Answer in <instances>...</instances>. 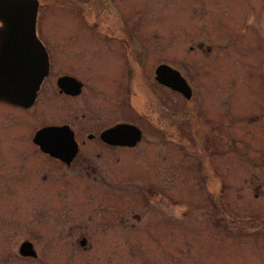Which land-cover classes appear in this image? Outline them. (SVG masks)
I'll return each mask as SVG.
<instances>
[{"label": "rangeland", "instance_id": "obj_1", "mask_svg": "<svg viewBox=\"0 0 264 264\" xmlns=\"http://www.w3.org/2000/svg\"><path fill=\"white\" fill-rule=\"evenodd\" d=\"M38 2L40 32L52 37H84L72 20H131L132 32L157 34V62L195 88L198 101L184 117L193 128L186 139L198 153L182 156L175 143H163L164 175L178 179L173 189L165 186L159 212L145 209L132 190L136 198L126 203L139 216L131 221L136 227H96L92 209L104 202L91 195L81 221L86 232H53L45 216L30 232L36 258L1 247L0 264H264V0ZM155 49L148 47V58Z\"/></svg>", "mask_w": 264, "mask_h": 264}, {"label": "flooded vegetation", "instance_id": "obj_2", "mask_svg": "<svg viewBox=\"0 0 264 264\" xmlns=\"http://www.w3.org/2000/svg\"><path fill=\"white\" fill-rule=\"evenodd\" d=\"M72 21L84 37L71 32L52 37L40 32L36 20L47 73L30 106L0 101V236H5L0 248H17L22 259L36 258L21 256L19 248L30 243L35 251L30 232L40 218L49 216L53 232L65 236L86 232L81 221L91 211L84 203L91 195L104 202L92 209L100 222L96 227L109 232L136 227L131 221L139 216L126 202L137 194L145 209L159 212L165 186L173 189L178 179L175 173L164 175L163 143H175L173 151L182 156L198 153L186 139L193 129L188 128V116L198 101L195 88L185 80L191 90L185 99L155 79L156 67L164 64L157 62L162 59L158 35L132 32L131 20ZM153 44L155 52L148 58ZM11 46L0 43V50L10 52ZM27 62L23 55L17 66ZM27 68L25 64L23 70ZM30 125L29 130L19 128ZM126 125L140 131L133 146L119 144L126 135L113 131ZM44 127H66L62 144L48 145L51 140L44 137L39 141L45 145H39L35 134ZM20 230L24 234L16 235ZM7 235L17 238L7 240ZM76 239L86 242L83 236Z\"/></svg>", "mask_w": 264, "mask_h": 264}, {"label": "water", "instance_id": "obj_3", "mask_svg": "<svg viewBox=\"0 0 264 264\" xmlns=\"http://www.w3.org/2000/svg\"><path fill=\"white\" fill-rule=\"evenodd\" d=\"M38 7V0H0V43H13L9 48L10 52L0 50V101L30 106L39 83L47 73L46 54L35 32ZM23 55L30 63H21L18 67V59ZM25 64L28 68L23 70ZM155 79L180 93L185 99L191 97V90L186 81L177 70L168 65L160 64L156 67ZM65 130L66 127H44L36 132L35 138L41 146L45 143L39 139L44 137L50 138L48 145L62 144ZM113 131L118 136L126 135V140L119 144L133 146L140 140V131L134 125L119 126ZM57 135L61 138L53 142ZM80 244L83 245L84 241ZM19 254L24 257L36 256L30 243H23Z\"/></svg>", "mask_w": 264, "mask_h": 264}]
</instances>
